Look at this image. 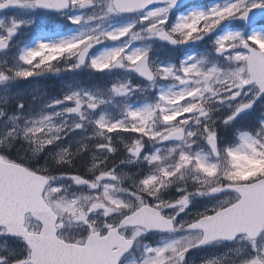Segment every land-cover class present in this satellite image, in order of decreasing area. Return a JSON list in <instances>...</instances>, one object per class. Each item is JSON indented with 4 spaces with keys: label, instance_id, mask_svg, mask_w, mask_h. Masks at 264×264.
I'll return each instance as SVG.
<instances>
[{
    "label": "rangeland",
    "instance_id": "rangeland-1",
    "mask_svg": "<svg viewBox=\"0 0 264 264\" xmlns=\"http://www.w3.org/2000/svg\"><path fill=\"white\" fill-rule=\"evenodd\" d=\"M19 1L0 13V41L9 43L0 51V160L11 154L49 177L44 195L53 205L77 200L92 207L99 201L109 206L110 217H119L145 201L164 202L189 177L185 198L212 199L217 209L231 198L226 187L208 182L252 179L262 168L264 95L254 86L243 88L248 75L240 47L249 41L264 53V16L250 31L236 16L264 0H197L175 16L165 4L121 15L112 0H71L68 12L53 17L36 10L35 0ZM161 32L184 47L164 45ZM89 45L79 66L76 57ZM220 48L230 52L218 56ZM143 57L150 83L132 71ZM250 113L256 115L253 132L236 123ZM218 124L228 139L215 133ZM176 132L182 138L171 140ZM86 150L85 175L57 172V160ZM196 240L177 234L159 247L160 253L170 250L168 258L146 250L137 260V251L128 264L177 262L181 248ZM208 250L186 264H264V232L249 245L239 240L224 253Z\"/></svg>",
    "mask_w": 264,
    "mask_h": 264
},
{
    "label": "water",
    "instance_id": "water-1",
    "mask_svg": "<svg viewBox=\"0 0 264 264\" xmlns=\"http://www.w3.org/2000/svg\"><path fill=\"white\" fill-rule=\"evenodd\" d=\"M192 1L194 0H113V6L120 14H136L158 3H169L171 11H174ZM18 5V0H7L0 4V12ZM69 6V0H36L35 3L40 11L56 14L67 11ZM263 13L264 7L258 8L242 13L237 20H244L247 26L253 27ZM159 38L172 47L182 46L165 33L160 34ZM6 47L5 42H0V50ZM92 48L93 46H88L80 52L77 57L79 65L84 64ZM243 49L249 52L246 60L249 79L245 87L255 84L259 93L264 94V54L247 43L243 45ZM227 52V49H221L218 54ZM133 71L147 82L153 79L147 66V58L137 62ZM79 110L80 105H77L73 112L77 113ZM172 138L179 139L181 134H175ZM48 183L49 180L39 174L0 160V228L6 230L5 235L24 240L32 251L31 264H117L125 253L122 248L124 241L118 235V229L108 232L104 237L92 234L83 246L66 244L57 238L56 217L42 198ZM234 191L240 197L236 203L188 227V230L203 232L200 245L211 241L231 242L242 235L254 239L263 230L264 178L251 184L236 186ZM27 214L41 224L39 233L27 232L24 227V217ZM158 218L160 219L157 212L143 207L126 217L119 228L138 226L148 231L169 230L170 226H157ZM114 247L118 249L113 252Z\"/></svg>",
    "mask_w": 264,
    "mask_h": 264
},
{
    "label": "flooded vegetation",
    "instance_id": "flooded-vegetation-1",
    "mask_svg": "<svg viewBox=\"0 0 264 264\" xmlns=\"http://www.w3.org/2000/svg\"><path fill=\"white\" fill-rule=\"evenodd\" d=\"M194 5H196V3L192 6ZM179 12L173 15L175 16ZM252 182L253 180H244L235 183H230L225 180L208 182L210 185L222 186L223 189L226 187L224 193L231 198L229 202L219 206L217 209H212L216 206L211 203L212 199L200 196L191 202L190 199L185 198L187 196L185 195L177 198L168 197L165 198L164 202L153 203L154 205L145 201L143 204L131 207L121 216L114 218L110 217V213L108 212L109 206L99 201H97L92 207H80V205H76V203H78L77 200H72L69 201L72 205L62 207L59 205H53L47 197H43V199L57 216L56 228L58 238L67 244H74L78 246L84 245L86 240L91 237V234L97 233L102 237L108 231L117 229L120 227L121 221L125 217L140 207L147 206L155 211L157 210L156 212H158L162 217L161 221L158 218V225H161L162 227L173 225L171 231L149 232L143 227H122L118 230V235L123 238L124 241L122 248L125 250V253L119 259L117 264H128L129 261L133 260L134 254L137 251V260H141L143 257V253L141 252L146 253V250L151 253L157 251L162 257L168 258L171 255L170 250L168 248H161V251L163 252L160 253V246H163L166 241H169L177 234H191L186 231L188 224L200 218L210 216L214 212L233 204L239 199L238 195L233 191V187L237 185L250 184ZM69 214H71V216H68ZM74 214H76V216ZM72 217L76 218L72 219ZM180 218H183L182 222L179 221ZM24 226L27 228L29 233H38L41 229V225L34 221L30 215L25 216ZM193 234L197 238L196 242L193 245L189 244L186 248H181L177 262H175V257H173L171 259V264H186V261L187 263L188 261L191 262V259L196 256L203 258L204 254L207 255L209 251L208 248L210 247L217 249L215 250L216 253H224L234 247L239 240H242L244 243L249 245L250 243L256 242L260 239L262 233L254 240H251L246 236H241L232 243L213 242L200 248H195L194 246L201 239V233L194 232ZM0 240L3 241L0 243V264H31L30 260L32 251L23 242V240L6 237L5 230L3 228H0ZM15 240L18 241L17 246L11 243ZM117 249V247H114L113 252ZM140 253L142 256H140ZM239 261L237 260L236 263L247 264L256 260H250L246 263L243 261L238 263ZM156 264H168V262H166V260H162L161 263L158 262Z\"/></svg>",
    "mask_w": 264,
    "mask_h": 264
},
{
    "label": "trees",
    "instance_id": "trees-1",
    "mask_svg": "<svg viewBox=\"0 0 264 264\" xmlns=\"http://www.w3.org/2000/svg\"><path fill=\"white\" fill-rule=\"evenodd\" d=\"M54 60V58H53ZM97 78L96 79H103V77H100V75H97L96 76ZM82 80H84V76L81 77ZM50 88V87H49ZM49 92H52L53 94L56 93L55 90H51V88L49 89ZM256 118V115H254L253 113H250L248 114V116L246 117H242L240 118L238 121H236V123L238 125H240L244 130H249V131H255L257 129V124L255 123L254 119ZM253 123H254V126H253ZM222 127L219 126L218 124V127L214 130L215 133L217 135L220 136V139L223 138V139H228L229 136H228V130L227 129H221ZM88 150H86V152H82V153H75L77 155H72L61 161V160H57V162L59 161V163H57V172H59L60 174H63V173H71V174H75V175H85L84 173V170L88 167V163L87 161L85 160L86 156H87V153ZM10 162H14V163H18V164H22V161L20 160H17L14 156H12L11 154H9L7 156V158ZM24 162V161H23ZM53 162V161H51ZM25 163V162H24ZM27 167H29V169H34L33 168V165H31L30 163H25ZM52 168H55L52 166ZM34 171V170H33ZM255 177H253L254 179H258L262 176H264V165L262 166V168H260V170L258 169L255 173Z\"/></svg>",
    "mask_w": 264,
    "mask_h": 264
}]
</instances>
